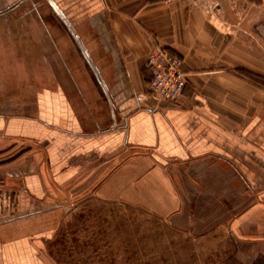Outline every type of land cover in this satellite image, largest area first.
I'll list each match as a JSON object with an SVG mask.
<instances>
[{"label": "crops", "instance_id": "obj_1", "mask_svg": "<svg viewBox=\"0 0 264 264\" xmlns=\"http://www.w3.org/2000/svg\"><path fill=\"white\" fill-rule=\"evenodd\" d=\"M262 28L264 0H0V163L19 169L0 180V218L59 189L189 221L196 202L243 199L240 258L264 264ZM153 44L184 60L178 103L147 95ZM25 90L33 111H8ZM4 221L0 264H56L52 231Z\"/></svg>", "mask_w": 264, "mask_h": 264}, {"label": "rangeland", "instance_id": "obj_2", "mask_svg": "<svg viewBox=\"0 0 264 264\" xmlns=\"http://www.w3.org/2000/svg\"><path fill=\"white\" fill-rule=\"evenodd\" d=\"M23 93L27 105L5 106L8 111H33L29 103L33 91ZM4 154L6 149L0 145V156ZM5 165L0 163V180L19 173ZM59 192L57 201L38 203L37 215L0 218L31 220L33 229L52 231L43 248L56 264H246L239 245L252 235L254 218L245 216L243 199L196 202L197 216L189 221L154 214L146 206L101 199L94 191L75 196L64 189Z\"/></svg>", "mask_w": 264, "mask_h": 264}, {"label": "built area", "instance_id": "obj_3", "mask_svg": "<svg viewBox=\"0 0 264 264\" xmlns=\"http://www.w3.org/2000/svg\"><path fill=\"white\" fill-rule=\"evenodd\" d=\"M163 1L170 3L176 0ZM183 65V58L170 48L158 44L150 46L146 62L151 72L147 95L156 104L162 101L178 103L184 97L188 73Z\"/></svg>", "mask_w": 264, "mask_h": 264}, {"label": "water", "instance_id": "obj_4", "mask_svg": "<svg viewBox=\"0 0 264 264\" xmlns=\"http://www.w3.org/2000/svg\"><path fill=\"white\" fill-rule=\"evenodd\" d=\"M263 29V31H264V28H262Z\"/></svg>", "mask_w": 264, "mask_h": 264}]
</instances>
